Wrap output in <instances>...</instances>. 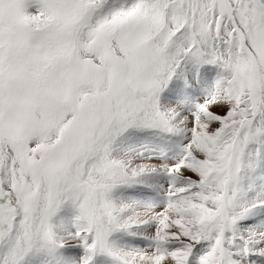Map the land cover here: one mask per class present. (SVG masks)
Segmentation results:
<instances>
[{
	"label": "snow or ice",
	"instance_id": "6c2138e0",
	"mask_svg": "<svg viewBox=\"0 0 264 264\" xmlns=\"http://www.w3.org/2000/svg\"><path fill=\"white\" fill-rule=\"evenodd\" d=\"M0 264H264V0H0Z\"/></svg>",
	"mask_w": 264,
	"mask_h": 264
}]
</instances>
